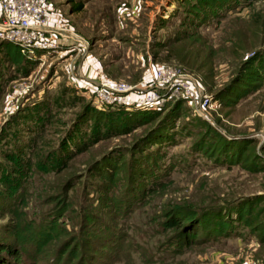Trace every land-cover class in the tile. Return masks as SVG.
I'll use <instances>...</instances> for the list:
<instances>
[{
  "label": "rangeland",
  "instance_id": "obj_1",
  "mask_svg": "<svg viewBox=\"0 0 264 264\" xmlns=\"http://www.w3.org/2000/svg\"><path fill=\"white\" fill-rule=\"evenodd\" d=\"M47 1L48 20L54 13L57 25L85 37L84 50L99 62L96 72L135 83L168 64L191 78L208 104L178 94L157 107L162 114L173 109L175 143L159 149V180L166 185L128 207L119 202L125 183L134 181L128 151L151 121L126 125L125 107L96 106L69 82L74 72L65 59L72 51L60 35H53L55 48L17 62L9 55L15 45L8 54L0 42V235L15 220L13 209L33 228L54 222L56 237L41 253L47 257L67 242L79 247L83 264H264V240L254 230L264 224V80L227 105L217 97L234 95L219 92L264 46V0L222 8L196 28L182 25L180 0ZM185 29L196 34L184 37ZM96 109L104 111L97 114L101 121ZM198 119L216 128L232 150L240 147L249 163L238 154L232 161L199 151ZM112 162L120 177L114 186L99 176ZM177 203L210 213L244 203L250 225L233 221L232 232L177 249L174 228L160 226L163 209Z\"/></svg>",
  "mask_w": 264,
  "mask_h": 264
},
{
  "label": "trees",
  "instance_id": "obj_2",
  "mask_svg": "<svg viewBox=\"0 0 264 264\" xmlns=\"http://www.w3.org/2000/svg\"><path fill=\"white\" fill-rule=\"evenodd\" d=\"M184 4V15L182 25L185 27L196 28L208 17H214L222 8H229L235 4H239L243 0H180ZM246 4V3H243ZM184 37H193L195 30H182ZM183 37V36H182ZM3 43V48L9 54L10 44L7 41H0ZM13 61H19L24 55L18 51L15 45L14 55L9 54ZM15 55L19 59L15 60ZM264 80V46H260L253 50V52L246 57L240 64L236 73L230 78L228 83L223 88L224 91L231 92L233 96H220L224 104H229L233 99L243 97L248 93L253 92L258 88L261 81ZM99 109V108H97ZM95 110V118L102 120L104 111ZM159 108H139L132 109L124 108L123 120L126 125L136 126L138 124H151L144 130L141 135H138L133 140L132 147L128 151L130 163L128 164L129 172L132 173L133 182L129 179L124 185V192L119 200L128 207L136 199L143 200L142 197L154 193L159 189L165 187V183L159 180L161 168L160 147L175 143L174 127L172 125L173 109L167 110L163 114L158 110ZM102 113V116L97 114ZM170 115V116H169ZM199 120V119H198ZM200 121V122H199ZM197 121L203 130L196 134L195 145L198 146L199 151H203L205 155L219 156L221 153L233 161L235 154H238L239 160L242 164H248V158L243 154L240 147L238 152L232 150L221 136L219 131L210 126L207 122L201 120ZM201 123V124H199ZM109 127L111 126L109 124ZM113 129V128H112ZM115 129H117L115 127ZM153 147L152 149L150 147ZM243 149V148H242ZM118 155H123L119 153ZM120 156L118 159H121ZM231 162V161H230ZM261 163V162H260ZM116 163H110L108 170H101L99 176L103 178L108 184L112 186L118 185L117 180L120 177H115L117 174ZM170 166V165H169ZM263 166V164L261 165ZM169 168V167H168ZM169 171H167L168 173ZM164 172L162 173V175ZM143 195V196H142ZM107 199V198H106ZM110 199V198H108ZM108 202V201H107ZM116 205L117 203H113ZM217 210V208H209ZM15 214V220L6 224L2 235H0V264H83L84 255L76 244L67 243L60 245L53 255L47 257L41 253L48 242L55 238L54 222L48 221L45 225L33 228L32 222L21 221L19 214ZM163 218L160 221L162 229L174 228L172 237V244H175L177 249L188 246L192 243L204 241L210 237H217L219 235H226L232 232V222H239L245 226L250 225L248 219L249 207L245 204L236 205L225 209L223 212H205L194 209L192 206L183 204H171L163 209ZM234 214V216H233ZM257 225V224H256ZM254 230L259 235V240H264V224L254 226ZM111 234L110 232L108 233ZM111 236V235H110ZM99 238V237H98ZM110 238V237H109ZM107 237L104 243H109ZM111 239L112 236H111ZM97 241V240H96ZM100 241V240H99ZM98 243V242H97ZM99 245V244H97ZM101 245V244H100ZM104 245V244H102ZM91 248V247H90ZM97 250H100L96 248ZM92 254V253H91ZM74 261V262H72Z\"/></svg>",
  "mask_w": 264,
  "mask_h": 264
},
{
  "label": "built area",
  "instance_id": "obj_3",
  "mask_svg": "<svg viewBox=\"0 0 264 264\" xmlns=\"http://www.w3.org/2000/svg\"><path fill=\"white\" fill-rule=\"evenodd\" d=\"M47 0H0V41L10 42L23 55L55 48L53 35L68 36L64 27L48 24ZM95 105L110 104L125 108H157L171 96L185 94L196 98L201 107L208 96H199L195 82L168 64L156 65L135 83L108 78L98 70L92 81L81 85ZM84 89V90H82Z\"/></svg>",
  "mask_w": 264,
  "mask_h": 264
},
{
  "label": "crops",
  "instance_id": "obj_4",
  "mask_svg": "<svg viewBox=\"0 0 264 264\" xmlns=\"http://www.w3.org/2000/svg\"><path fill=\"white\" fill-rule=\"evenodd\" d=\"M58 19L59 17L52 13L49 16L48 24L51 27H64L69 33L68 36L66 34V37H62L67 41L65 42L67 48H70L72 51L65 59L70 69L69 73L74 72V76L69 74L68 80L81 88V85L85 84V82L92 81L95 78L96 70L99 68V62L88 51L84 50L83 41H86L85 37L73 32L66 26L57 25ZM64 48L63 51H66L67 49Z\"/></svg>",
  "mask_w": 264,
  "mask_h": 264
}]
</instances>
